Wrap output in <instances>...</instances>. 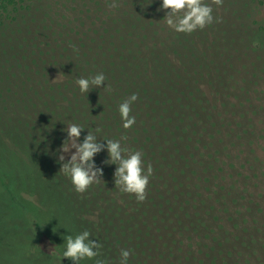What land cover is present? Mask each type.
I'll return each mask as SVG.
<instances>
[{
  "label": "trees",
  "instance_id": "trees-1",
  "mask_svg": "<svg viewBox=\"0 0 264 264\" xmlns=\"http://www.w3.org/2000/svg\"><path fill=\"white\" fill-rule=\"evenodd\" d=\"M203 2L212 23L178 33L161 0H0V264H264V0ZM88 135L78 193L63 169ZM110 141L141 153L144 201ZM85 231L97 255L63 258Z\"/></svg>",
  "mask_w": 264,
  "mask_h": 264
},
{
  "label": "clouds",
  "instance_id": "clouds-1",
  "mask_svg": "<svg viewBox=\"0 0 264 264\" xmlns=\"http://www.w3.org/2000/svg\"><path fill=\"white\" fill-rule=\"evenodd\" d=\"M220 0H216L219 3ZM161 7L170 10L172 15H179L178 21L173 22L172 19H167V25L178 33H192L197 29H203L206 25L212 23V8L203 2V0H161ZM105 76L97 74L91 80L82 78L77 81L79 90L87 92L89 85L100 86L104 82ZM136 100L133 95L128 101L122 103L119 107L121 120L123 121L124 128H130L135 123V117L130 116V105ZM81 128L72 125L68 128V136L71 138H78ZM100 147L94 142V137L88 135L84 142L80 144L76 152L72 155L71 160L79 159V164H73L70 168L68 165L64 166L63 171L70 178L75 191L78 193L85 192L89 186L98 182L96 179L98 170L94 171L92 165L88 168L82 165L92 160L95 154L100 151ZM107 151L110 160L113 163H118L115 169L116 184L122 188L125 193L135 195L137 201H144L146 187L149 182L150 171L146 174L142 162L140 152H134L127 155L126 149H122L117 141H110L107 144ZM89 232L85 231L82 235H78L75 239L67 238L65 250L63 251V258L71 259L73 261L88 258L92 259L97 255L93 251L95 245L86 242ZM131 250H122L120 253V264H127Z\"/></svg>",
  "mask_w": 264,
  "mask_h": 264
},
{
  "label": "rangeland",
  "instance_id": "rangeland-1",
  "mask_svg": "<svg viewBox=\"0 0 264 264\" xmlns=\"http://www.w3.org/2000/svg\"><path fill=\"white\" fill-rule=\"evenodd\" d=\"M260 13H261L260 16H262L263 15V9L260 10ZM72 147L73 146L68 147L67 151H65V152L66 153H70V152L72 153V150H73ZM1 194H2V192H0V197H1ZM5 202L6 203L2 206V211H5L6 213H8L10 211L11 204H9V200H7ZM29 225H30V229L34 231L35 230L34 223L31 222ZM39 237H40L39 245L42 246L43 250L51 252L52 251V246L50 245V243L48 242V240L44 236V234H40Z\"/></svg>",
  "mask_w": 264,
  "mask_h": 264
}]
</instances>
